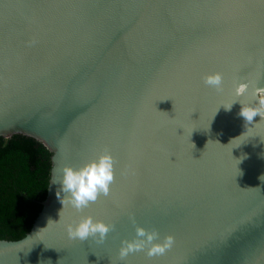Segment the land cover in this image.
Returning <instances> with one entry per match:
<instances>
[{"label":"water","instance_id":"1","mask_svg":"<svg viewBox=\"0 0 264 264\" xmlns=\"http://www.w3.org/2000/svg\"><path fill=\"white\" fill-rule=\"evenodd\" d=\"M216 72L222 92L203 80ZM255 87L264 0H0V136L52 153L41 210L0 239V264H264V119L239 115ZM105 151L109 194L63 205L62 169ZM88 216L114 225L103 242L69 238ZM137 226L173 247L121 260Z\"/></svg>","mask_w":264,"mask_h":264},{"label":"clouds","instance_id":"2","mask_svg":"<svg viewBox=\"0 0 264 264\" xmlns=\"http://www.w3.org/2000/svg\"><path fill=\"white\" fill-rule=\"evenodd\" d=\"M205 85L215 89L217 92L223 91V74L220 72L208 74L203 77ZM249 89L248 83H240L235 88V95L242 96ZM253 95L258 98L257 106L242 105L239 115L244 118L246 123L251 124L254 118L259 116L264 119V87H255ZM234 104V103H233ZM232 104V105H233ZM229 106L228 110L231 109ZM114 157L105 151L97 159L85 163L80 168L65 166L62 169L61 191L66 194L65 200L61 201L70 204L77 211H82L95 203L103 195L107 196L110 186L115 180ZM114 230V225H109L100 220H94L91 216L84 217L73 227H67L70 239L87 240L89 237H99V242H103L107 234ZM136 237L132 240L121 242L119 258L124 260L131 253L146 250L148 257L162 256L169 251L175 239L172 235L165 236L160 240V234L156 230H147L137 226L135 229Z\"/></svg>","mask_w":264,"mask_h":264},{"label":"trees","instance_id":"3","mask_svg":"<svg viewBox=\"0 0 264 264\" xmlns=\"http://www.w3.org/2000/svg\"><path fill=\"white\" fill-rule=\"evenodd\" d=\"M51 156L33 137L0 136V239L16 241L30 229L46 197Z\"/></svg>","mask_w":264,"mask_h":264}]
</instances>
